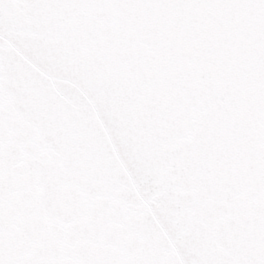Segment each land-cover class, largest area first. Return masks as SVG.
Here are the masks:
<instances>
[{
	"label": "water",
	"instance_id": "1",
	"mask_svg": "<svg viewBox=\"0 0 264 264\" xmlns=\"http://www.w3.org/2000/svg\"><path fill=\"white\" fill-rule=\"evenodd\" d=\"M0 264H264V0H0Z\"/></svg>",
	"mask_w": 264,
	"mask_h": 264
}]
</instances>
